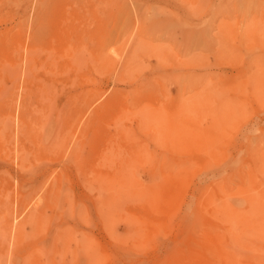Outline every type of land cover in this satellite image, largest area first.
<instances>
[{"label": "rangeland", "instance_id": "obj_1", "mask_svg": "<svg viewBox=\"0 0 264 264\" xmlns=\"http://www.w3.org/2000/svg\"><path fill=\"white\" fill-rule=\"evenodd\" d=\"M196 1L199 3L203 2L202 8L201 4L199 6V3ZM41 2V0H0V35L2 34V37L0 36V120L2 119L1 117L8 119V116H10L9 123H12L11 125L8 123V126L5 125L7 127V130H3L5 133L0 131V138L4 139L3 141L0 140V207L3 206L7 208V212L9 213L8 216H10L9 231H11L10 234L8 230L6 231L9 234L6 236L7 240L0 236V257L2 256V258H0V264H5L6 261L8 264H15V262L16 264H25L27 262V259L25 258H28V250L32 248L39 251L45 244H50V246L52 244V258L55 261L62 258L65 264H203L205 258L206 260L210 258L209 260L212 261H205V263L208 262L207 264H212L213 262L215 264H223V260H225L223 258H227L228 255L231 256L232 254L231 258H227L229 260L234 258V260H237V262L235 261L236 263L231 260L233 261L232 264H264V0H45L46 5H48V10H43V14L39 11V8L42 9ZM180 2H183V4ZM151 6L160 10L152 7L154 9V13H152L153 10L150 8ZM53 7L57 10L55 11L52 9ZM37 10L42 15H38L39 13L36 15ZM155 10L159 12H156ZM52 11L54 12V15H52ZM192 11H194V13ZM191 12L194 15L191 14ZM49 13H51V15H49ZM163 13H165V15H163ZM195 13L198 14L195 15ZM153 14L156 17H151ZM37 16H41L45 22H47V27L50 24H52L50 25L51 27L53 25H56L55 27H57V23L62 22V24L65 25L64 21L67 18V21L70 20V22L74 24H69V22L65 21L66 26H71V29L74 28L73 26H75V28H80L79 33L82 35V42L86 41V39H89L88 41H90V39L97 34L96 32L99 34L100 31L99 35L103 37L105 36V41L99 40L100 42H103L101 45H97L96 43H99L98 38H100L97 34V37H95L97 40H95L96 43L93 41L94 39L91 40L93 43L90 42V44L92 43V48L94 45L96 46L94 49L97 50L90 49V47L89 50L87 47L89 42H85L88 44L87 46L85 43L84 45L82 44L84 47L86 46L85 50L87 51L84 50V59H82V63L80 62L81 65L83 64L82 66L78 65V67L73 68V70L68 69L69 71L65 72L57 69L49 70L46 68L39 67L38 69L35 67L32 70V75L34 73L35 76H31L34 78L28 80L27 72L24 69V56L30 46L29 44L32 43V34L34 33L33 31H35V26H37L36 24L39 19ZM60 20L62 22H60ZM182 21L183 23H181ZM62 24L59 25L63 26ZM90 27L93 30L94 28H97V31H92ZM183 27H187V29ZM249 27L250 29H248ZM82 28L83 30H81ZM85 29L87 32L89 31L87 29H90V33L93 32L92 35L90 34L91 38H89L90 36L88 37L89 33L86 35V31L84 32ZM250 30L252 31L251 33L253 36L249 33ZM83 32L85 34H83ZM102 32L106 34L102 35ZM247 32L249 35L246 34ZM254 33L261 35V37ZM84 35L87 36V38H83ZM3 37L4 41L2 39ZM129 38L131 40H129ZM140 40L143 42V45ZM146 44L148 46L150 45V47L147 48ZM109 48L111 49L109 50ZM128 48L130 49L127 50ZM91 50L99 52L100 55L102 54V57H100L98 53L96 54V52L94 56V52H91ZM191 51H193L192 54H190ZM90 52L92 54H90ZM137 52L138 55H136ZM129 53H131V55H129ZM90 55L95 58L98 55L100 57L98 63L95 61L92 62L93 60L91 59L92 57L90 58ZM119 55L120 58H118ZM130 56L131 58H129ZM159 56L160 58H158ZM190 57L192 59H190ZM127 58L130 59V62L132 60V63L137 64L138 66L128 63L129 66L131 64L130 68L127 65V62H129ZM59 59L61 58L59 57ZM134 61L137 62L135 63ZM10 62L17 64L15 67L16 70L12 71ZM126 65L130 68V71ZM142 65H144V68ZM79 66L82 69L79 68ZM132 67H135V70H133ZM24 72L26 73V76L24 75ZM191 73L194 77L198 76V78H192L194 80L200 78L208 80L210 82V85H208L209 88L208 86L206 88L204 86V88L199 90V86L203 87L201 82L203 80H198V82H201V85L200 83L198 84L199 86L193 84L192 86H195V89L188 84L185 86V83H182L183 87L180 85V89L185 86L184 89L187 87V90H189L191 86V90H194V92L190 95L189 92H185L186 90L183 89L181 91H183V93L185 92V95L182 94L181 91L179 93L180 89L178 90V85L181 82L179 84L178 82H184V77H187V75L192 76ZM201 75L203 77H200ZM135 79H138L136 80L137 84L133 83L135 82ZM189 79H191V77L188 78V80ZM70 80H73L74 83ZM140 80L143 81L139 82ZM145 80L151 81V84H146L147 82ZM206 80L203 82L206 83ZM192 81L190 82L191 84L198 83L197 80ZM49 82L51 85L47 84ZM138 84L139 86L137 87L136 85ZM142 84H144L145 87ZM90 85H94L98 93V95L92 97V101L83 99L80 96V92L83 91L84 88L88 89ZM141 85L144 89L141 88ZM135 88L138 90L139 95H136L138 93H136L137 90L135 91ZM145 88L147 89V92L144 91ZM80 89L82 90L80 91ZM118 89L119 92H117ZM121 89H123V91L128 90V93L126 94L125 91L124 95V92H121L123 94L121 95ZM141 89L143 92L139 91ZM113 91H116L114 94L115 96L119 93V97L118 95L117 98L114 97ZM202 94H204V97L200 96ZM110 95L111 97L113 96L114 99L108 97ZM120 95L122 97L124 96V98ZM106 98L107 100L111 98L109 100L112 101H106ZM119 98L125 100H119ZM171 98L174 100H171ZM188 99L192 103H189ZM216 99H218V101ZM102 101H104V103ZM115 101L116 103L119 101V104L117 105L118 107L115 106ZM122 102L124 105L126 103L125 110H123L124 107L121 108L122 106H119L120 103L123 105ZM197 102L200 104H197ZM214 102L220 103H215V105L213 104ZM112 103H115V105H112ZM184 103H187L185 104L186 106L191 104L189 105V109H195V113L192 109V112L188 109L190 113L185 111L188 106L186 107ZM223 103H226V106ZM81 104L85 105V107H81ZM142 104L153 106L152 108L144 106L143 111H145V109H150L153 111L150 112L154 114L159 112L155 109L162 108L161 110L163 113H160L159 116L158 114L154 115L153 117L158 119H153L152 113L148 115L149 110H146L148 113L145 112L147 116H144L145 113L141 110L143 107ZM157 104L160 105L156 106ZM221 104L228 108L227 111L225 110V107V109H223ZM103 105L107 108V110H104L106 111V114L100 112L101 108L98 109L100 106L103 109H106ZM108 105H111V108H113L114 111L110 112L113 109L110 110V106ZM136 105L139 109L138 107H135ZM161 105H163V107H161ZM173 105L176 106L177 110L178 108L180 110L177 111ZM95 106H97L96 111L100 112V114L102 113L101 116H103L104 113V116L102 117L104 119H102L100 115L96 116L99 114L98 112L93 113L94 115L96 114V117L101 119V122H99L100 119L97 121L99 123L94 121L96 119L95 116H90V114H92L91 111ZM155 106L156 108H154ZM183 106H185V108ZM181 107L184 108V111ZM23 108H26V111L28 112L30 111L28 116L31 120L33 134L28 136H23L20 132L16 133L18 131L17 125H19L18 122L20 121L19 117ZM163 108L167 109L169 114L172 111V114H167L168 117L170 116V119L166 117V110L164 112ZM172 108H174L175 111L174 109L172 110ZM52 109L54 111V113L52 112V115L56 116L54 119L52 117V120L57 122L54 123L53 131L54 135L59 134L57 138L58 140L56 142H50L51 146L48 149L44 150L41 148L40 150H35L36 147L32 140L33 136L35 133L42 132V128H44L42 125L44 117L48 114L47 112ZM232 109H234L235 112ZM131 110H134L137 113H134L133 111L131 113ZM181 110L184 112L183 116ZM212 110L216 112L213 113ZM94 111L95 108L92 112ZM107 111L110 112L109 115L107 114ZM117 111L119 114H117ZM196 111L198 112L197 114ZM139 112H141L140 115ZM75 113H77L76 116ZM114 113L118 115L119 119H123L120 123L117 115L111 117ZM73 114L74 117L71 116ZM137 114L140 118L142 117L141 119H149V121L146 119L147 121L144 120V122L140 119L139 120L152 130L149 128H142L144 127V124L140 127L141 122L136 118L138 117L136 116ZM80 115L83 116H81L83 121L88 118L90 120L88 123L92 122V124L97 126L89 124L93 127L90 128L89 125H86L88 127L86 128L85 124H87V122H85V120V124H83V122L81 123L82 119L79 118ZM109 116L112 120L109 119ZM193 116L194 118L196 116V118H190ZM161 118H167L168 122H165L164 119ZM175 119H185L184 122L186 123L187 128L184 127L185 123L184 126L182 125L183 129L180 128L183 123L179 121L178 122L181 123L179 124L180 126L177 124V121L170 125ZM104 120L107 121L109 125L108 123L106 124V122L104 124ZM113 120L115 124L116 122L118 123V129H116L117 126H115V124L113 127ZM159 120H163V122H159ZM150 121H152L153 124H150ZM153 121L157 122L156 127H159H157V131L154 128L155 126L151 127L154 125ZM121 122L124 125L120 126L119 124H121ZM187 122L194 123L195 126L202 129L199 130L193 124L190 125ZM101 123L102 125L104 124V127H107V131L105 130L106 127L104 129L102 125V129L99 127L98 124ZM147 123L150 125L147 126ZM165 123H169L168 125H170V128L169 126L164 125V127L169 129L162 128L163 125L161 126V124ZM70 125L71 127H69ZM160 126L165 131L161 130ZM2 127L3 125L1 126L0 123L1 130ZM68 127L70 129H68ZM81 127H85L83 129L87 134L89 128V132L92 134V132L94 133L96 130H94V128L99 127L96 131H99L100 129L101 131L94 135L99 141H91L94 137L90 134L87 136L84 131L82 132ZM121 127H124V132L120 129ZM188 127L194 128V132H197L194 134L191 128L188 129ZM184 128L185 130L187 129V132ZM78 129H81V132H79ZM116 130L117 132H115ZM171 130H174V132L172 133ZM105 131L106 135H104ZM179 131L181 132L179 133ZM100 132L104 137L101 136ZM83 133L84 136L86 135V138L83 137ZM107 133H109V135ZM116 133H120L118 135L119 137L122 134L121 143L124 147L123 149H121L122 145H120V140L118 141L120 138ZM159 133L163 134L158 136ZM77 134L82 135V139L80 138L82 142L85 138L82 148L83 157H85V159L89 158L87 160L95 158L96 160L94 159L93 161L95 162L93 163L99 161L100 164L98 165L100 166L93 164L94 166L92 168L94 171L91 169V172L88 170L87 173V171L77 170L74 165L70 164V170L66 171L67 176L63 177V179H58L60 173L59 168L61 169L62 162L64 161V158L66 159L70 145L78 140ZM124 134L125 138L122 137ZM96 135H99L106 140H103L100 137V139H98ZM107 135L109 138H107ZM113 135H116V137L114 136V139L112 137ZM162 135L164 136L162 137ZM165 136L166 138L164 139ZM56 137L57 136H55V139ZM89 137L90 139L91 137L93 138L89 140ZM156 137L160 139L161 147L160 144H157L159 140L156 141ZM111 138L114 140H112L113 142H111ZM115 138H117L119 144L115 143L117 142ZM28 139L32 140V142ZM88 140L91 141V146ZM165 140L166 144H169L166 145L164 143ZM215 140H218L219 144L216 142L218 147L216 146V143L213 142ZM94 142L97 146L94 145ZM99 142H101V145ZM103 142L105 146L102 145ZM21 143H24L26 147H28L27 152L29 156L27 155L25 157L24 162H22L24 164L20 163L21 160L17 156L19 149L18 146L22 145ZM111 143L117 148V150L110 145ZM156 144L158 146H156ZM117 145L119 147H117ZM213 145L215 146L213 147ZM92 146L93 148H90ZM98 146H101L99 148L100 151ZM156 147L159 149L158 152L160 151L161 154L165 153L162 155L170 157L166 158L163 156L164 159L166 158L165 160L169 159L168 162L164 159L162 161H165V163L167 162L168 166H166L165 163H161L160 166L165 164L162 167L158 166L157 160V164L155 160H152L151 163L147 164L148 162L146 160L150 161L151 159V156H147L149 155V152L150 155L151 153L154 155L152 159H158L161 157L157 156L158 153H156ZM87 148H90V150L92 149V152L95 148L98 149L101 158L99 155L97 156L98 158H96L97 154L95 155L94 153H97V150H94L93 153H89L90 150ZM103 148L105 150L102 152ZM125 148H127L126 152L133 151V153H137V156L132 155L133 153H127V155L124 150ZM133 148L136 149L132 150ZM143 148L147 150L146 153L148 154L141 152L145 150ZM106 149H111V152L108 150V152H106ZM139 149L140 151L138 153ZM164 149L167 152L164 151ZM207 150L209 151L207 152ZM100 152H102V155ZM105 152L109 155V159L103 158L106 155ZM109 152L110 154H108ZM169 152L172 156H167L168 154L170 155ZM124 153L126 155H124ZM89 154L94 157L91 158ZM111 154H114L115 156H112ZM139 154L142 156L146 154L145 158L142 157L141 159V155ZM122 155H124L123 159ZM178 155L181 156V158ZM133 156H135L137 161L140 159L146 160L141 161L140 164L138 163L140 161L136 162ZM201 156H203L205 160L200 159L203 158ZM175 157H178L179 159ZM131 158L135 162L129 163L131 162ZM162 158L158 159V161H161ZM182 158L189 159L184 161ZM119 159H122V162L119 161ZM126 159H129L130 161L127 162ZM102 160L104 161L103 164ZM107 160L109 162H107ZM181 160L183 162H181ZM196 160L198 162H196ZM123 161L124 163L127 162L126 165ZM170 161H174V163ZM142 162L147 163L144 165ZM152 162H154V164ZM50 163L51 165H49ZM176 163L179 164L178 169H176L177 167L175 168V166H178ZM117 164L121 166H117ZM150 164L153 166H150ZM123 165H130V167H132V170L130 169L132 171L130 174L133 173L134 177L133 174L130 176L127 174L129 172L126 173V170L130 171L129 167L124 166V168H128L124 169ZM154 166L157 167V170ZM105 167L108 171L104 170ZM114 167H116V169H114ZM120 168L125 170L122 171L121 169V171L124 172L123 174L130 176L129 180L136 178V181L139 180L137 181L139 184L141 181H143V183L149 182L151 184V189L150 186H148V188L145 186L146 184L143 185L141 183L142 186H144V189L148 190L147 193H128V196H126L127 193H125L126 195L122 193V195L119 196V193H113L110 188L105 187L103 189V186H101L102 188H98L100 185H98L99 182L96 176L105 179L108 173L109 177L122 175V173H115L117 170L119 172ZM148 169L150 170L149 173H151V170H153L154 173L152 172L151 175L147 176ZM174 169L176 170L173 171ZM103 170L106 171V176L103 175L105 173ZM168 170L171 171L170 174L168 173ZM160 171L163 172V175L160 174L159 176L161 177L157 180V172L161 173ZM89 172L91 174H93L92 172H95V174L91 175L93 177L88 175L90 174ZM100 174L104 177H100ZM108 176L107 178H109ZM151 176H155L156 180L154 179L155 181H153ZM54 179L56 183H54ZM219 179L220 181L218 182ZM216 181L220 185H218ZM132 182L133 181H131V183ZM134 182L132 184H134ZM135 184L137 183L135 182ZM153 184L156 185L152 186ZM59 185L61 186L60 191ZM50 186L55 189L58 188V193L60 192V194L55 193V196L53 197L54 201L51 202V199L49 206L45 209L46 217H43V219L47 220L45 225L42 224L43 226L41 228L39 227V225H41L40 222L44 221L42 220L39 222L40 224L36 223L35 226H31L32 228H23L22 230L26 232L22 233L24 235H22V240L21 238H18L16 240L18 244L14 245L17 249L12 248L14 241L12 237H14L13 235L16 233L19 222L23 220L24 215L28 213L29 207L34 201L33 199L38 197ZM168 188L171 190L169 191ZM213 188H215L217 192ZM247 188L248 191L245 190ZM202 190L207 192L205 193L207 194L206 196H203L205 194H202ZM200 196H203V198L201 197V204L198 202L201 199ZM55 197L57 198L56 203ZM23 199L25 201L21 203ZM26 199H30L28 200V202H30L28 203ZM196 200H198V205L196 204ZM204 200L206 201V204H204ZM186 203L189 204L186 206ZM51 204H55V207ZM184 205L189 208V211L187 210L188 212L184 211ZM204 208H206V211ZM172 209L174 211H172ZM211 210H213V212ZM209 211H211V213ZM53 212L55 214H53ZM111 212L114 213L112 214ZM106 216L109 219H106ZM125 218L127 221L128 219L129 221H132L133 219L134 223L132 221V225L130 226L131 223H128L129 221L127 222ZM192 218L194 220H192ZM209 218L212 222L206 221ZM107 220L115 226L114 228L116 230L113 229L112 225L109 224L110 222ZM105 221H107L108 224ZM203 221H206L205 224ZM194 222L196 227L193 224ZM209 222L211 224L208 225ZM105 225H109L111 229L109 226ZM199 225H201V227ZM203 225L206 226L204 227ZM225 226H227L228 229L227 227L225 228ZM33 227L35 228L33 229ZM211 227L212 229H210ZM214 228H218V230H213ZM227 230H229V233ZM221 231H224V233ZM205 233H208V235L206 236ZM226 233L227 235H225ZM220 234H224L223 237H226L222 238ZM203 235H205V239H203ZM231 236H233L232 239H230ZM200 237H202L201 240L198 239ZM227 237H230L229 240ZM219 238H222L223 241L221 239L217 242H222L217 243L216 240ZM224 240H226V242H224ZM227 240L229 241L228 246L223 245V247L222 244H227ZM230 240H232V244ZM181 242L182 244H180ZM219 245H221V247ZM218 246L220 247V250ZM222 247L223 249H221ZM231 247L232 249H230ZM209 248L214 250V252L212 251L213 254H211V251H207L210 250ZM226 248L230 250L224 251ZM215 250L216 252L218 251L217 254H219L221 258L223 257L222 259L216 254L217 257H215ZM17 251L21 254L20 256L19 254L17 255ZM230 251L232 254H230ZM93 254L95 256H92ZM38 255L41 256V254ZM214 258L216 260H214ZM231 261H229L230 264Z\"/></svg>", "mask_w": 264, "mask_h": 264}, {"label": "bare ground", "instance_id": "obj_2", "mask_svg": "<svg viewBox=\"0 0 264 264\" xmlns=\"http://www.w3.org/2000/svg\"><path fill=\"white\" fill-rule=\"evenodd\" d=\"M41 1H42V2H41V5H42L41 7H42V9L39 8V11L42 12V11L45 10V9L48 10V5H46L45 0H41ZM174 1H176V0H174ZM194 1H195V0H194ZM166 2H167V1H166ZM177 2H179V1H177ZM196 2H197V1H196ZM121 3H122V2H121ZM180 3L183 4V2H180ZM197 3H199V2H197ZM169 4H170V3H169ZM189 4H190V3H189ZM195 4H196V3H195ZM200 4H201V8H202L203 2H200V3H199V6H200ZM38 5H40V4H38ZM186 5H187V4H186ZM190 5H191V4H190ZM192 6H195V5H192ZM222 6H223V5H222ZM222 6H221V7H222ZM152 7L155 8L154 6H151L150 8H152ZM159 7H160V6H159ZM162 7H163V6H162ZM210 7H211V6H210ZM217 7H219V6H217ZM37 8H38V7H37ZM153 8H152L153 12L150 10L152 13H154V9H153ZM188 8H189V7H188ZM192 8H193V7H192ZM211 8H212V7H211ZM254 8H255V7H254ZM49 9H50V8H49ZM52 9H54V7H53ZM52 9H51V10H52ZM59 9H61V8H59ZM69 9H70V8H69ZM155 9L160 10V9H158V8H155ZM217 9H218V8H217ZM54 10L56 11L57 9H54ZM87 10H88V9H87ZM142 10H143V9H142ZM173 10H174V9H173ZM155 11H156V10H155ZM167 11H168V10H167ZM50 12H51V11H50ZM121 12H122V11H121ZM145 12H146V11H145ZM156 12H159V11H156ZM192 12L194 13V11H192ZM192 12H191V14H193ZM196 12H197V11H196ZM200 12H201V11H200ZM210 12H211V11H210ZM38 13H39V12H38V10H37L36 15H37ZM52 13H53L52 15H54V12H53V11H52ZM56 13H57V12H56ZM160 13H161V12H160ZM177 13H178V12H177ZM42 14H43V12H42ZM42 14L39 13L38 15H42ZM58 14H59V13H58ZM58 14H57V15H58ZM158 14H159V13H158ZM196 14H198V13H195V15H196ZM211 14H212V13H211ZM211 14H210V15H211ZM49 15H51V13H49ZM163 15H165V13H163ZM167 15H170V14H167ZM185 15H186V14H185ZM185 15H184V16H185ZM193 15H194V14H193ZM193 15H192V16H193ZM212 15H213V14H212ZM212 15H211V16H212ZM61 16H62V15H61ZM35 17H36V16H35ZM37 17H39V19H38V22H37V24H36L37 26H35V27H36V28H35V31H33L34 33L32 34V35H33V37L31 38V42H32V43L29 44L30 46L28 47V49H27V51H26V54H25V56H24V57H25V58H24V61H25V62H24V69H25L26 72H27V79H28V80L34 78V77H31V76L34 75V73H33V75H32V70H33V68H35V67H37L38 69H39V67H41V68H46V69H49V70H56V69H57V70H60V71H62V72L69 71V70H71V69L73 70V68L78 67V65H81L80 62L83 61L82 59H84V50H85V47L88 45V44H86V43L89 42V45H91V44L93 43L91 40L94 39L93 41L95 42V40H96L95 37L100 36L99 34H100L101 31L99 32V34H98V32H96L98 35L96 34L97 36L94 35V37L92 36L93 38H91L90 34L92 35L93 32L90 33V32H89L90 29H87V30H89V31L87 32L86 29H85L84 32L86 31V35L89 33L88 37L90 36L89 38H91V39H90V41H88L89 39H88V40L86 39V41L82 42V40H83V39H82V35L79 33V29H80V28H75V26L72 25L74 28L71 29V26H66V22H65V21L68 20L67 18H66V20L64 21V24H65V25H63V24H62L63 22L60 20V22H62V23H57V25H58L57 27H55L56 25H55V26L53 25V26L51 27L50 25H52V24H50V25L48 24V25H49V26H48L49 28H48V27H47V24H46L47 22H45V20H44L41 16H37ZM59 17H60V16H59ZM151 17H156V16H154V14H153ZM167 17H168V16H167ZM145 18H147V17H145ZM180 18H181V17H180ZM184 18H185V17H184ZM196 18H197V17H196ZM210 18H211V17H210ZM146 20H147V19H146ZM177 20H178V19H177ZM201 20H202V19H201ZM201 20H200V21H201ZM211 20H212V19H211ZM136 21H138V20H136ZM147 21H148V20H147ZM185 21H186V20H185ZM55 22H56V21H55ZM67 22H69V24L71 23L70 20L67 21ZM189 22H190V21H189ZM196 22H197V21H196ZM137 23H138V22H137ZM164 23H165V22H164ZM181 23H183V21H182ZM199 23H200V22H199ZM59 24H60V25L62 24L63 26H60ZM71 24H74V23H71ZM167 24H168V23H167ZM179 24H180V23H179ZM195 24H196V23H195ZM67 25H68V24H67ZM173 25H174V23H173ZM181 25H182V24H181ZM185 25H186V24H185ZM188 25H189V24H188ZM192 25H193V23H192ZM196 25H197V24H196ZM176 26H177V25H176ZM189 26H190V25H189ZM207 26H208V25H207ZM228 26H229V25H228ZM235 26H236V25H235ZM50 27H51L52 30L50 29ZM164 27H165V26H164ZM169 27H170V25H169ZM171 27H172V26H171ZM187 27H188V26H187ZM187 27H183V28H186V29H187ZM226 27H227V26H226ZM250 27H251V26H250ZM250 27H249L248 29H250ZM88 28H89V27H88ZM90 28H91V27H90ZM166 28H167V26H166ZM191 28H193V27H191ZM96 29H97V28H96ZM96 29L94 28V30H93V29L91 28L92 31H97ZM195 29H196V28H195ZM251 29H252V28H251ZM81 30H83V28H82ZM81 30H80V31H81ZM102 30H103V29H102ZM170 30H171V29H170ZM180 30H181V29H180ZM180 30H178V31H180ZM188 30H189V29H188ZM196 30H197V29H196ZM196 30H195V32H196ZM260 30H261V29H260ZM31 31H32V30H31ZM158 31H159V30H158ZM172 31H173V29H172ZM181 31H182V30H181ZM185 31H186V30H185ZM84 32H83V34H85ZM251 32H252V31L250 30L249 33L252 34ZM31 33H32V32H31ZM81 33H82V32H81ZM94 33H95V32H94ZM249 33L247 32L246 34L249 35ZM79 34H80V35H79ZM101 34H102V35H103V34L105 35L106 33H103V32H102ZM156 34H157V33H156ZM172 34H173V33H172ZM181 34H182V33H181ZM192 34H193V33H192ZM246 34H245V35H246ZM254 34H257V33H254ZM1 35H2V34H1ZM1 35H0V36H1ZM109 35H110V34H109ZM202 35H203V33H202ZM257 35L261 37V35H259V34H257ZM135 36H136V35H135ZM204 36H205V35H204ZM252 36H253V34H252ZM1 37H2V36H1ZM1 37H0V38H1ZM85 37L87 38V36L84 35L83 38H85ZM104 37H105V36H104ZM104 37H103V36H100L101 39L98 38V41H99V40H100V41H101V40L105 41V38H106V37H105V38H104ZM131 37H132V36H131ZM133 37H134V35H133ZM162 37H163V36H162ZM186 37H187V36H186ZM246 37H247V36H246ZM250 37H251V35H250ZM102 38H104V39H102ZM2 39H3V41H4V37H3ZM32 39H33V41H32ZM129 40H131V39L129 38ZM132 40H133V39H132ZM135 40H136V38H135ZM181 40H182V39H181ZM5 41H6V40H5ZM96 41H97V40H96ZM100 41H99V43H98V42H97V43L95 42V43H96L97 45H98V44L101 45L103 41H102V42H100ZM126 41H127V40H126ZM140 41H141V40H140ZM183 41H184V40H183ZM193 41H194V40H193ZM85 42H86V43H85ZM90 42H92V43L90 44ZM112 42H113V41H112ZM124 42H125V41H124ZM131 42H132V41H131ZM135 42H136V41H135ZM191 42H192V41H191ZM84 43L86 44L85 47L83 46ZM141 43H142V45H143V42H142V41H141ZM141 43H140V44H141ZM187 43H188V42H187ZM189 43H190V42H189ZM202 43H203V42H202ZM82 44H83V45H82ZM138 44H139V42H138ZM181 44H182V43H181ZM89 45H88L87 47H88V49H89V47H90V49H91V48H92V45H91V46H89ZM126 45H127V44H126ZM142 45H141V46H142ZM204 45H205V44H204ZM128 46H129V42H128ZM146 46H147V48L150 47V45L148 46L147 44H146ZM146 46H145V47H146ZM164 46H165V44H164ZM181 46H182V45H181ZM186 46H187V45H186ZM192 46H193V44H192ZM95 47H96V46L93 45V48H92V49H94ZM139 47H140V46H139ZM143 47H144V46H143ZM121 48H122V47H121ZM140 48H141V47H140ZM147 48H145V49H147ZM167 48H168V47H167ZM181 48H182V47H181ZM86 49H87V48H86ZM90 49H89V50H90ZM110 49H111V48H109V50H110ZM112 49H113V47H112ZM129 49H130V48H128L127 50H129ZM145 49H144V51H145ZM155 49H156V48H155ZM168 49H169V48H168ZM94 50H97V49H94ZM160 50H161V49H160ZM169 50H171V49H169ZM180 50H181V49H180ZM189 50H192V49H189ZM85 51H86V50H85ZM111 51H112V50H111ZM113 51H114V49H113ZM138 51H139V50H138ZM141 51H142V50H141ZM141 51H140V52H141ZM154 51H155V50H154ZM162 51H163V49H162ZM86 52H87V51H86ZM91 52H94L93 55L95 56V52H96V51L91 50ZM91 52H90V54H92ZM120 52H121V50H120ZM120 52H119V54H120ZM124 52H125V51H124ZM159 52H160V51H159ZM169 52H170V51H169ZM192 52H193V51H191L190 54H192ZM88 53H89V52H88ZM97 53H98V55H99L100 57H102V54L100 55L99 52H96V54H97ZM131 53H132V52H131ZM131 53H129V55H131ZM161 53H162V52H161ZM111 54H112V53H111ZM117 54H118V53H117ZM121 54H122V53H121ZM124 54H126V53H124ZM182 54H183V52H182ZM190 54H189V55H190ZM87 55H88V54H87ZM98 55H97L98 58H97V57H96V58H95V57H92V55H90V58L92 57L91 59L93 60L92 62L95 61V62L98 63L99 58H100ZM136 55H138V52H137ZM85 56H86V55H85ZM115 56H116V53H115ZM117 56H118V55H117ZM146 56H147V54H146ZM190 56H191V55H190ZM193 56H194V55H193ZM59 57H60L61 59H59ZM187 57H189V56H187ZM194 57H195V56H194ZM90 58H89V59H90ZM93 58H95V59H93ZM118 58H120V55H119ZM129 58H131V56H130ZM129 58H127V59L129 60V62H127V65H128V66H129L128 63L133 64V63H132V60H131V62H130V59H129ZM158 58H160V56H159ZM161 58H162V57H161ZM167 58H168V57H167ZM170 58H171V57H170ZM170 58H169V59H170ZM182 58H183V57H182ZM115 59H116V58H115ZM121 59H122V58H121ZM137 59H138V58H137ZM142 59H143V58H142ZM190 59H192V58L190 57ZM190 59H189V60H190ZM117 60H119V59H117ZM128 60H127V61H128ZM135 60H136V59H135ZM175 60H176V59H175ZM184 60H186V59H184ZM12 61H13V60H12ZM100 61H101V60H100ZM190 61H191V60H190ZM192 61H193V60H192ZM134 62H135V61H134ZM136 62H137V61H136ZM136 62H135V63H136ZM176 62H177V61H176ZM81 63H82V62H81ZM84 63H85V62H84ZM90 63H91V62H90ZM162 63H165V62H162ZM194 63H195V62H194ZM14 64H16V63H12V62H10V65L12 66V67H11L12 71L16 70L15 67L17 66V64H16V65H14ZM85 64H86V63H85ZM131 64H130V66H131ZM141 64H142V63H141ZM177 64H178V63H177ZM82 65H83V64H82ZM82 65H81V66H82ZM115 65H116V64H115ZM119 65H120V62H119ZM127 65H126V67L128 68ZM133 65H134V66H135V65L138 66L137 64H133ZM144 65H146V64H144ZM144 65H142V67H143ZM86 66H87V65H86ZM117 66H118V65H117ZM130 66H129V67H130ZM22 67H23V66H22ZM177 67H181V66H177ZM206 67H207V66H206ZM20 68H21V67H20ZM79 68H81V67L79 66ZM116 68H117V67H116ZM127 68H126V69H127ZM130 68H131V67H130ZM130 68H128L129 71H130ZM132 68H133V70H135V69H134L135 67H132ZM143 68H144V67H143ZM153 68H154V67H153ZM155 68H156V66H155ZM158 68H159V67H158ZM195 68H196V67H195ZM204 68H205V67H204ZM11 69H9V70H11ZM68 69H69V70H68ZM81 69H82V68H81ZM85 69H86V68H85ZM126 69H125V70H126ZM128 69H127V70H128ZM197 69H198V68H197ZM197 69H196V70H197ZM125 70H124V71H125ZM133 70H132V71H133ZM154 70H156V69H154ZM171 70H172V67H171ZM173 70H174V69H173ZM176 70H177V69H176ZM78 71H79V69H78ZM152 71H153V70H152ZM156 71H157V70H156ZM179 71H180V70H179ZM97 72H98V71H97ZM117 72H118V71H117ZM204 72H205V71H204ZM204 72H203V73H204ZM115 73H116V72H115ZM98 74H99V73H98ZM127 74H128V72H127ZM127 74H126V75H127ZM161 74H163V73H161ZM176 74H177V73H176ZM24 75L26 76V73H25V72H24ZM24 75H23V76H24ZM124 75H125V74H124ZM185 75H186V74H185ZM191 75H192V73H191ZM34 76H35V75H34ZM103 76H104V75H103ZM114 76H115V75H114ZM154 76H155V75H154ZM168 76H169V75H168ZM182 76H183V75H182ZM123 77H124V76H123ZM125 77H126V76H125ZM130 77H131V76H130ZM142 77H143V76H142ZM163 77H164V75H163ZM190 77H191V79L188 80V78H190ZM200 77H203V76L201 75ZM24 78H25V77H24ZM75 78H76V77H75ZM95 78H96V77H95ZM131 78H132V77H131ZM167 78H168V77H167ZM167 78H166V79H167ZM180 78H181V77H180ZM185 78H186L187 80H186ZM192 78L195 79V78H198V76H197V77H194V75H192V76L187 75V77H184V80H183L184 82H182V81H179V82H178V84L181 82V83L178 85V86H179L178 90L180 89V85L183 87V84H182V83H185V84H184L185 86H187L186 84L191 85V86H192L193 84L196 85V86H199L198 84L200 83V85H201V82H202L203 87L199 86V88H200L199 90H201L202 88H204V86H205V88H206L208 85H210V82H209L208 80L204 79V78H200V79H196V80H197V82H198V80H199V81H201V80H203V81L206 80V83L203 82V81H201V82H198V83H196V84H195V83H192V84H191L190 82H191L192 80H193V81H196V80H194V79H192ZM86 79H87V78H86ZM168 79H169V78H168ZM75 80H76V79H75ZM114 80H115V79H114ZM136 80H138V79H135V82H133V83H136V82H137ZM190 80H191V81H190ZM70 81H71V80H70ZM141 81H143V80H140L139 82H141ZM145 81L147 82L146 84H151V81H149V80H145ZM154 81H155V80H154ZM175 81H176V79H175ZM185 81H187L188 83L185 82ZM193 81H192V82H193ZM27 82H29V81H27ZM71 82H73V80H72ZM75 82H76V81H75ZM115 82H116V81H115ZM122 82H123V81H122ZM124 82H125V81H124ZM176 82H177V81H176ZM73 83H74V82H73ZM163 83H164V82H163ZM168 83H169V82H168ZM189 83H190V84H189ZM203 83H204L205 85H204ZM207 83H208V84H207ZM45 84H46V83H45ZM47 84H50V82L47 83ZM112 84H113V83H112ZM136 84H137V83H136ZM206 84H207V85H206ZM50 85H51V84H50ZM142 85H144V84H142ZM142 85H141V88H143ZM113 86H114V85H113ZM132 86H133V84H132ZM136 86L138 87L139 84L136 85ZM168 86H169V85H168ZM185 86H184V88H185ZM191 86H190V89H189V90H187V89H188L187 87H186V89H184V88H182V89H183V90H186L185 92H189V95H190L192 92H194V90H193V91L191 90V89H192ZM89 87H90V88H89ZM89 87H88V89H87V88H84L83 91H81L82 89H80V91H81V92H80V96H81L83 99H86V100H89V101H90V100L92 99V97H95V95H98V93H97V90H96V88L94 87V85H92V86L90 85ZM144 87H145V85H144ZM157 87H158V86H157ZM192 87H194V89L196 88L195 86H192ZM132 88H133V87H132ZM132 88H131V89H132ZM208 88H209V86H208ZM138 89H139V88H138ZM143 89H144V88H143ZM175 89H176V88H175ZM182 89L179 90V93H180V91H181ZM121 90H122V91H120V94H121V95H123V94L125 95V91H126V94L128 93V92H127L128 90H125V91H123V89H121ZM132 90H134V89H132ZM136 90H137V89L135 88V91H136ZM139 91H140V92H141V91L143 92L142 89L139 90ZM144 91L147 92V89L145 88ZM148 91H150V90H148ZM190 91H191V92H190ZM203 91H204V89H203ZM24 92H25V91H24ZM113 92H114V93H113V96H114V97L117 98V95H118V97H119V93L116 94V96H115L114 94H115L116 91H113ZM117 92H119V89H118ZM121 92H122V93L124 92V93L122 94ZM165 92H166V91H165ZM185 92L183 93V91H181V93L184 94V95H185ZM214 92H215V91H214ZM22 93H23V92H22ZM136 93H138V90L136 91ZM157 93H158V92H157ZM179 93H178V94H179ZM141 94H142V93H141ZM144 94H145V92H144ZM187 94H188V93H187ZM121 95H120V96H121ZM136 95H139V93L136 94ZM203 95H204V94H202V95H200V96L204 97ZM212 95H213V93H212ZM78 96H79V93H78ZM113 96L111 97V95H110V96H108V97H111V98L114 99ZM200 96H198V97H200ZM81 97H80V100H81ZM108 97H107V98H108ZM121 97H122V96H121ZM125 97H126V96H125ZM198 97H195V98H198ZM202 97H200V98H202ZM212 97H213V96H212ZM107 98H106V101H108L109 99H111V98H109V99L107 100ZM122 98H124V96H123ZM122 98H119V100H123V101H124L125 99H122ZM174 98H176V97H174ZM214 98H215V97H214ZM211 99H212V98H211ZM171 100H174V99L171 98ZM181 100H182V99H181ZM188 100H189V99H188ZM192 100H193V99H192ZM192 100H191V101H192ZM214 100H215V99H214ZM216 100L218 101V99H216ZM89 101H88V102H89ZM91 101H92V100H91ZM111 101H112V100H109V102H111ZM176 101H177V100H176ZM211 101H212V100H211ZM220 101H221V100H220ZM79 102H80V101H79ZM88 102H87V103H88ZM102 102L104 103V101H102ZM109 102H107V103H109ZM113 102H114V101H113ZM171 102H173V101H171ZM171 102H170V103H171ZM180 102H181V101H180ZM186 102H187V101H186ZM193 102H194V100H193ZM81 103H82V102H81ZM103 103H102V104H103ZM115 103H116V101H115ZM115 103H114V104L112 103V105H115ZM122 103H123V102H122ZM189 103H192V102H190V100H189ZM198 103H199V102H197V104H198ZM210 103H211V102H210ZM215 103H218V104H219L220 102H214L213 104H215ZM84 104L87 105L86 103H84ZM100 104H101V103H100ZM105 104H106V102H105ZM118 104H119V101H118V103H116L115 106L118 107V106H117ZM162 104H163V102H162ZM166 104H167V102H166ZM172 104H174V103H172ZM175 104H176V103H175ZM185 104H187V103H184V105H185ZM199 104H200V103H199ZM223 104H224V103H223ZM85 105H82V104H81L80 106H81V107H82V106L85 107ZM89 105H90V103H89ZM98 105H99V104H98ZM98 105H97V106H98ZM123 105H124V103H123ZM123 105L120 103L119 106H122L121 108L124 107L123 110H125L126 103H125L124 106H123ZM142 105H143V104H142ZM159 105H160V104H157L156 106H159ZM180 105H181V104H180ZM189 105H191V104H189ZM189 105H187L188 107L185 105V106L187 107V110H185V111H188V109H189V107H190ZM215 105H216V104H215ZM215 105H213V106H215ZM224 105L226 106V103H225ZM97 106L94 107V108H95V111H94V112H92V111L94 110V108H93V110H92V108H91V110H92L91 113H92V114H90V116L92 115V116L94 117V116L96 115V114L94 115L93 113H95V112L97 113V112H98V111H96ZM101 106H102V105H101ZM101 106L98 107V109L101 108L100 112H104V113H105L106 111H104V110H107V108L103 105V107L106 108V109H103ZM108 106H110V110L113 109V108H111V105H108ZM115 106H114V108H115ZM138 106H139V104H138ZM138 106L136 105L135 107H138ZM144 106H147V104H146V105H143V107H142V109H141L142 111L144 110V109H143ZM156 106H155L154 108H156ZM167 106H168V105H167ZM167 106H165V107H167ZM173 106H175V105H173ZM181 106H182V105H181ZM185 106H183V107L185 108ZM193 106H194V105H193ZM196 106H197V105H196ZM213 106H212V107H213ZM221 106H222V104H221ZM225 106H222L223 109L226 108ZM227 106H228V104H227ZM24 107H25V106H24ZM76 107H77V106H76ZM89 107H90V106H89ZM147 107H148V108H150V107L152 108L153 106L149 105V106H147ZM161 107H163V105H161ZM165 107H164V108H165ZM169 107H170V106H169ZM169 107H168V108H169ZM183 107H181V108H182L183 111H184V108H183ZM210 107H211V105H210ZM215 107H217V106H215ZM224 107H225V108H224ZM87 108H88V106H87ZM121 108H120V109H121ZM145 108H146V107H145ZM164 108H163V111L165 112V110H166V112H168V113L165 112L166 117H167L168 119H170V118H169L170 116L168 117V115H167V114H169V111H167V109H164ZM21 109H22V108H21ZM88 109H89V108H88ZM98 109H97V110H98ZM117 109H118V108H117ZM135 109H136V108H135ZM138 109H139V107H138ZM161 109H162V108H161ZM161 109H160V108H159V109H158V108L155 109L156 111L158 110L159 112H156V113H154V114L152 113V112H153L152 110H150V109H145V111H143V113H145L146 110H147V111L149 110V111H148L149 113H148V112H146V113H148V115L152 113V118H153V119H158V118H154L153 116L156 115V114H158V116H159L160 113H163ZM169 109H171V108H169ZM173 109H174V108H172V110H173ZM175 109H176V106H175ZM175 109H174V111H175ZM191 109H192V111L195 110V109H193V108H191ZM191 109H189V110L191 111ZM215 109H216V108H215ZM215 109H214V110H215ZM218 109H219V108H218ZM227 109H228V108H226L225 110L227 111ZM102 110H103V111H102ZM110 110H108V111H110ZM121 110H122V109H121ZM126 110H127V109H126ZM153 110H154V109H153ZM155 110H154V111H155ZM160 110H161V112H160ZM176 110H177V109H176ZM178 110H180V109L178 108ZM178 110H177V111H178ZM214 110H212L213 113L216 112V111H214ZM225 110H224V111H225ZM232 110L234 111V109H232ZM72 111H73V110H72ZM108 111H107V112H108ZM112 111H114V109L111 110L110 112H112ZM118 111H119V110H118ZM118 111H117V112H118ZM132 111H133L134 113H137V112H135L134 110H131V113H132ZM142 111H141V112H142ZM150 111H152V112H150ZM192 111H191V112H192ZM26 112H27L28 114H27ZM29 112H30V111H29ZM29 112L26 111V108H25V109L23 108V111H22V113L20 114V117H19L20 119L18 118L20 121L18 122V124H19V125H17V126H18V127H17V128H18V131H17L16 133L20 132L21 135H23V136H28V135L33 134V132H32L33 129L31 128V120L29 119V116H28V115H29ZM50 112H51V113H50ZM52 112L54 113L53 109H52V110H49V111L47 112L48 114L45 115V117H44V121H43V124H42L44 128L41 127V128L43 129V130L41 129L42 132H41V133H37V134L35 133V135L33 136V139H32V140H33V142H34V143H33L34 146L36 147L35 150H40L41 148L44 149V150H45V149H48V148L51 146L50 142H56V141L58 140L57 138H58V135H59V134H58V135H54V131H53L54 123H57V122H55V121L52 120V117H53V119H54V117H56V116L52 115ZM100 112H98L99 114L96 115V116H99V115L101 116L102 113L100 114ZM110 112H108L107 114L109 115ZM121 112H122V111H121ZM141 112H139V115H140ZM188 112H189V111H188ZM220 112H221V110H220ZM234 112H235V111H234ZM234 112H233V113H234ZM73 113H74V112H73ZM104 113H103V116H104ZM122 113H123V112H122ZM143 113H142V114H143ZM146 113L144 114V116H145V115L147 116ZM181 113H182V116H183V113H184V112H182V110H181ZM189 113H190V112H189ZM194 113H195V111H194ZM197 113H198V112L196 111V114H197ZM76 114H77V113H75V116H76ZM87 114H88V113H87ZM105 114H106V113H105ZM117 114H119V112H118ZM117 114L114 113L113 116H111V117H114V115L116 116ZM165 114H164V115H165ZM170 114H172V111L170 112ZM170 114H169V115H170ZM179 114H180V113H179ZM229 114H230V113H229ZM67 115H68V114H67ZM88 115H89V114H88ZM126 115H127V114H126ZM139 115H138V114L136 115V116H138V117H136V118H138V120L140 119L141 121L144 122V120L147 119V120L149 121L148 118H146V119H141L142 117L140 118ZM225 115H226V114H225ZM71 116L74 117V114L71 115ZM81 116H82V115H80V117H79L80 119H82ZM96 116H95V117H96ZM103 116H101V118H102ZM121 116H122V114H121ZM144 116H143V117H144ZM161 116H162V115H161ZM228 116H229V115H228ZM82 117H83V116H82ZM105 117H106V116H105ZM109 117H110V116H109ZM111 117H110L109 119H111ZM125 117H128V116H125ZM125 117H124V119H125ZM163 117H164V116H163ZM176 117H177V116H176ZM176 117H175V118H176ZM180 117H181V116H180ZM1 118H2V119L0 120V123H1V126L3 125V127H2V130L0 129V131H3V130H5V129L7 130V127H6V126H8V125L10 124V123H9L10 116H8V119H7V118H4V117H1ZM106 118H107V117H106ZM106 118H105V119H106ZM117 118H118V115H117ZM144 118H145V117H144ZM167 118H165V119L167 120ZM178 118H179V116H178ZM190 118L195 119L196 116H195V118H194V116H193V117H190ZM69 119H70V118H69ZM71 119H72V118H71ZM80 119H79V120H80ZM96 119H97V120H96ZM96 119H95L94 121L97 122V121H99L100 118L96 117ZM102 119H104V118H102ZM115 119H116V118H115ZM118 119H119V118H118ZM128 119H129V118H128ZM130 119H132V118H130ZM159 119H160V118H159ZM161 119H164V118H161ZM165 119H164V121H165V122H168V120L166 121ZM172 119H173V118H172ZM7 120H8V121H7ZM55 120H56V119H55ZM75 120H76V119H75ZM85 120H86V121H85ZM111 120H112V119H111ZM122 120H123V119H122ZM122 120L119 119V120H118L119 123H120V121H122ZM140 120H139V122H141ZM147 120H146V121H147ZM184 120H185V119H184ZM184 120H179V119H178V120L175 119V120H173V121L171 120L172 123H170V125H171V124H174V122L177 121V124H178V125L181 124V123H183V124H181V126L179 125L180 128H182V127L184 126V123H185ZM70 121H71V120H70ZM76 121H77V120H76ZM84 121L87 122V124H85ZM84 121H83V119H82L81 123L83 122V124H85V126H86V125L88 126L89 124H92V122H91V123H90V122L88 123V121H90L88 118H87V119H84ZM146 121H145V122H146ZM157 121H158V120H157ZM160 121L163 122V120H159V122H160ZM178 121L181 122V123H179ZM72 122H73V121H72ZM72 122H70V123H72ZM99 122H101V119H100ZM99 122H97V123H99ZM105 122H106V124L108 123L107 121L104 120V124H105ZM111 122H112V121H111ZM143 122L140 123V127L143 126V124H144ZM150 122H151L150 124H153L152 121H150ZM153 122H154V125L151 126V127H154V126H155L154 128H155V130L157 131V127H158V126L156 127L157 122H155V121H153ZM169 122H170V121H169ZM196 122H197V119H196ZM8 123H9V124H8ZM70 123H69V124H70ZM97 123H96V124H97ZM102 123H103V121H102ZM102 123H101V124H98L99 127H100L101 129H102V127H101ZM155 123H156V124H155ZM187 123H188V122H187ZM11 124H12V123H11ZM11 124H10V125H11ZM72 124H73V123H72ZM104 124H103V125H104ZM114 124H115V123H114V120H113V127H114ZM141 124H142V125H141ZM150 124L147 123V126L150 125ZM168 124H169V123L161 124V126L163 125V126H162V128H163L164 125H166V126H169V128H170V125H168ZM188 124H190V125L193 124V125H194V123H190V122H189ZM217 124H218V123H217ZM5 125H6V126H5ZM55 125H57V124H55ZM92 125H94V124H92ZM92 125H89L90 128L93 127ZM103 125H102V126H103ZM108 125H109V123H108ZM111 125H112V124H111ZM119 125L121 126V125H124V124L121 122V124H119ZM158 125H159V124H158ZM182 125H183V126H182ZM81 126H82V124H81ZM83 126H84V125H83ZM87 126H86V128H88ZM94 126H97V125H94ZM115 126H117L116 129H118L119 126H118V123H117V122H116ZM161 126H160V128H161ZM179 126H178V128H179ZM188 126H189V125H188ZM194 126H195V125H194ZM5 127H6V128H5ZM69 127H71V125H70ZM69 127H68V129H70ZM99 127H95L94 130H95V129L98 130ZM105 127H106V126H105ZM105 127L103 126V129H104ZM111 127H112V126H111ZM113 127H112V128H113ZM124 127H125V126H124ZM124 127H123V128H124ZM140 127H139V128H140ZM184 127L187 128L186 123H185V126H184ZM191 127H192V126H191ZM191 127H190V128H191ZM195 127H197V126H195ZM9 128H10V127H9ZM83 128H85V127H83ZM83 128L81 127L82 132L84 131ZM90 128H89V130H90ZM123 128L121 127L120 129L123 130ZM126 128H127V127H126ZM126 128H125V129H126ZM142 128H149V129H150V127H146V124H144V127H142ZM142 128H141V129H142ZM158 128H159V127H158ZM162 128H161V130H164L165 128H166V129H169V128H167V127H164V129H162ZM185 128H184V130H185ZM190 128L188 127V129H190ZM199 128H200V127H197V129H199ZM81 129H80V130L78 129L79 132H81ZM92 129H93V128H92ZM101 129H100L99 131H101ZM113 129H114V128H113ZM182 129H183V128H182ZM182 129H181V130H182ZM201 129H202V128H201ZM201 129H199V130H201ZM85 130H86V129H85ZM87 130H88V129H87ZM89 130H88V134H90ZM96 130H95L94 133L92 132V134H90V135L93 136L95 139H94L93 137H91V139L93 138V139L91 140L90 137H89V140H91V141H93V140L99 141V140H97V138L94 136L97 132H99V131H96ZM105 130L107 131V127H106ZM122 130H121V131H122ZM150 130H152V129H150ZM155 130H154V131H155ZM191 130L194 132V128H191ZM91 131H92V130H91ZM106 131H105V134H104V135H106ZM118 131H119V130H118ZM164 131H165V130H164ZM166 131H168V130H166ZM182 131H183V130H182ZM185 131L187 132V129H186ZM3 132H4V131H3ZM10 132H11V131H10ZM36 132H37V131H36ZM38 132H39V130H38ZM84 132H85V131H84ZM102 132H103V130H102ZM115 132H117V130H116ZM123 132H124V130H123ZM159 132H160V131H159ZM171 132L173 133L174 130H173V131L171 130ZM180 132H181V131H179V133H180ZM193 132H192V133H193ZM195 132H197V131H195ZM195 132H194V134H195ZM4 133H5V132H4ZM65 133H66V132H65ZM65 133H64V134H65ZM85 133L87 134V132H85ZM157 133H158V132H157ZM167 133H169V132H167ZM167 133H166V134H167ZM192 133H191V136H192ZM9 134H11V133H9ZM88 134H87V136H88ZM98 134H99V133H98ZM100 134H101V136L104 137V135H102L101 132H100ZM107 134L109 135V133H107ZM110 134H112V133H110ZM113 134H114V132H113ZM116 134H117V136H118L120 133H119V134L116 133ZM161 134H163V133H159L158 136L161 135ZM2 135H4V134H2ZM66 135H67V134H66ZM108 135H107V136H108ZM121 135H122V134H121ZM121 135H120V137L118 136V137L120 138V139H118V141L120 140V143H121ZM164 135H165V133H164ZM164 135H162V137H163ZM18 136H19V135H18ZM55 136H57L56 139H55ZM62 136H63V135H62ZM77 136H78V137H77ZM77 136H76V137H77L78 140L75 141L74 143H72L73 141L71 142L72 145H70V148H69V150H68V154H67V156H66V159L64 158V161L62 162V167H61V169L59 168L60 173H59L58 179H59V178H62V179H63V177L67 176V172H66V171H69V170H70V169H69L70 164H71V165H74V167H75L77 170L79 169V171H81V170H82V171H87V173H88V170H90V172H91V169L93 170L92 167H93L95 164H96V165L100 164L99 161H98L97 163H93V162H95V161H93L95 158H94V159H91V160H87V159H89V158L85 159V157H83V155H82V148H83V142H84V139L86 138V137H85L86 135L84 136V133H83V137H85V138L83 139V142L80 140V138L82 139V135H80V134L78 135V134H77ZM96 136H97V135H96ZM101 136L98 135V136H97L98 139H100ZM114 136L116 137V135H113V136H112L113 139H114ZM158 136H157V137H158ZM174 136H175V135H174ZM1 137H3V136H1ZM4 137H5V136H4ZM9 137H10V136H9ZM20 137H21V136H20ZM20 137H19V139L21 140ZM99 137H100V138H99ZM110 137H111V135H110ZM118 137H117V138H118ZM122 137L125 138V134H124V136H122ZM157 137H156V139H157L156 141L159 140V141L157 142V144H160V139H158ZM12 138H13V137H12ZM16 138H17V137H16ZM26 138H29V137H26ZM107 138H109V136H108ZM117 138H115L116 141H117ZM165 138H166V136L164 137V139H165ZM10 139H11V138H10ZM17 139H18V138H17ZM17 139H16V140H17ZM101 139H103V138H101ZM113 139L111 138V142L114 141ZM164 139H163V140H164ZM0 140L3 141L4 139H1V138H0ZM28 140H30V139H28ZM32 140H30V141L32 142ZM89 140H88V141H89ZM103 140H106V139L104 138ZM107 140H108V139H107ZM112 140H113V141H112ZM122 140H123V139H122ZM124 140H125V139H124ZM194 140H195V139H194ZM196 140H197V139H196ZM62 141H63V140H62ZM91 141H89L90 146H91V143H90ZM108 141H109V140H108ZM118 141L115 142V143H116V144H117V143L119 144ZM19 142H20V141H19ZM31 142H30V143H31ZM86 142H87V141H86ZM101 142H102V140H101ZM101 142H99L100 145H101ZM105 142H106V141H105ZM125 142H126V140H125ZM213 142H215V143L217 142V143H218V140H215V141H213ZM1 143H2V142H1ZM106 143H108V142H106ZM109 143H110V142H109ZM161 143H162V142H161ZM164 143L166 144V140H165ZM217 143H216V146H217ZM5 144H6V143H5ZM8 144H9V143H8ZM21 144H22V143H21ZM89 144L87 143L88 146H89ZM92 144H93V142H92ZM116 144H115V145H116ZM125 144H126V143H125ZM157 144H156V146H158ZM167 144H169V143H167ZM167 144H166V145H167ZM218 144H219V143H218ZM31 145H32V144H31ZM84 145H86V144H84ZM94 145L97 146L95 142H94ZM102 145L105 146V145H104V142L102 143ZM110 145H112V143H111ZM120 145H122V143H121ZM188 145H189V144H188ZM88 146H86V147H88ZM107 146H108V144H107ZM112 146H113V145H112ZM125 146H126V145H125ZM161 146H162V145L160 144V147H161ZM163 146H164V144H163ZM176 146H177V145H176ZM208 146H209V145H208ZM214 146H215V145H213V147H214ZM18 147H19V149H18V153H17L18 155H17V156H18V157L20 158V160H21L20 163H21V164H24V163H22V162H24L25 157L28 155V152H27V151H28V147H26V145H25L24 143H23L22 145H19ZM52 147H53V146H52ZM58 147H59V146H58ZM100 147H101V146H100ZM100 147L98 146V149H99ZM113 147H115V146H113ZM117 147H119V146L117 145ZM120 147H121V146H120ZM140 147H141V146H140ZM140 147H138V148H140ZM166 147H167V146H166ZM217 147H218V146H217ZM53 148H55V147H53ZM90 148H93V146L90 147ZM90 148H87V149L90 150ZM104 148H105V147H104ZM104 148H103L102 152L105 150ZM110 148H112V147H110ZM115 148H116V147H115ZM123 148H124V147H123V145H122L121 149H123ZM127 148H128V144H127ZM127 148L124 149L126 154H127V153H128V154L133 153L132 150H135V149H136V148H133V149L131 150L132 152H130V151H127V152H126ZM138 148H137V149H138ZM141 148H142V147H141ZM156 148H157V147H156ZM156 148H155V149H156ZM163 148H164V147H163ZM170 148H171V147H170ZM85 149H86V148H85ZM98 149L95 148L94 150H97V151H98ZM112 149H113V148H112ZM143 149H145V148H143ZM160 149H161V148H160ZM167 149H168V148H167ZM215 149H216V147H215ZM33 150H34V149H33ZM53 150H54V149H53ZM91 150H92V149H91ZM91 150H90V152H89V151H88V152L91 153V152H92ZM94 150H93V152H94ZM107 150L111 152V149H110V150H109V149H106V152H108ZM114 150H115V149H114ZM114 150H113V151H114ZM116 150H117V148H116ZM118 150H119V149H118ZM129 150H130V148H129ZM158 150H159V149L157 148V152H156V153H158L157 156H158V157L161 156L160 158H162V157L164 156V155H162V154H165V153H162V154H161V152L159 151L160 154H161V155H160L159 152H158ZM161 150H163V149H161ZM190 150H191V149H190ZM56 151H57V150H56ZM97 151H96V152H97ZM99 151H100V149H99ZM99 151H98L97 153H94L95 155L97 154V155H96V158H98L97 156L99 155ZM113 151H112V153H113ZM119 151H121V150H119ZM139 151H140V149L138 150V153H139ZM146 151H147V150L145 149L144 151H141V152H145V153H146ZM164 151H166V150L164 149ZM164 151H162V152H164ZM174 151H175V150H174ZM208 151H209V150H207V152H208ZM93 152H92V153H93ZM102 152H100L101 155H102ZM106 152H105V154H106ZM110 152H109L108 154H110ZM121 152H122V151H121ZM121 152H117V153H121ZM136 152H137V151H136ZM166 152H167V151H166ZM170 152H171V151H170ZM170 152H169V153H170ZM190 152H192V151H190ZM125 153H124V155H126ZM134 153H135V152H134ZM134 153H133L132 155H136V156H137V153H135V154H134ZM154 153H155V151H154ZM172 153H173V152H172ZM193 153H194V152H193ZM128 154H127V155H128ZM146 154H148V153H146ZM146 154H145V155H146ZM175 154H176V153H175ZM195 154H196V153H195ZM89 155H90V154H89ZM111 155H112V154H111ZM113 155H114V154H113ZM113 155H112V156H113ZM115 155H116V153H115ZM115 155H114V156H115ZM119 155H121V154H119ZM119 155H118V156H119ZM124 155H122V159H123ZM132 155H131V156H132ZM139 155H141V154H139ZM139 155H138V156H139ZM145 155H144V156L141 155V159H142V157L145 158ZM28 156H29V155H28ZM84 156H85V154H84ZM90 156H91V155H90ZM90 156H89V157H90ZM108 156H109V155L106 154L103 158L107 159ZM118 156H116V157H118ZM147 156H151V157H150L151 159H150V161L145 159L148 163H147V162H142V163H144V165H145V163H147V164L151 163L152 160H153V161L155 160V162H156V160H157L158 164H157V162H156V164H157L158 166H160L161 163L163 164V163H165V161H167V162L169 161V159H168V160H165L166 158H170V157H166V156H164V157H166L165 159H164V157H163L161 161H158V159H160V158L157 157L158 159H152V158L154 157V155H153L152 153H151V155H150V152H149V155H147ZM155 156H156V154H155ZM167 156H172V155H171V153H170V155L168 154ZM178 156H179V155H178ZM182 156H183V155H182ZM203 156H205V155H203ZM203 156H201V157H203ZM93 157H94V156H91V158H93ZM99 157L101 158L100 155H99ZM126 157H127V156H126ZM133 157H134V159H135L136 162L140 161V162H138V163H140V164H141V161H145V160H141V159L137 161V159L135 158V156H133ZM133 157H132V158H133ZM179 157L181 158V156H179ZM19 158H18V159H19ZM27 158H28V157H27ZM112 158H113V157H112ZM112 158H111V159H112ZM127 158H128V157H127ZM132 158H131V162H129V163L135 162ZM137 158H138V157H137ZM139 158H140V156H139ZM144 158H143V159H144ZM146 158H149V157H146ZM155 158H156V157H155ZM175 158L179 159L178 157H175ZM191 158H192V157H191ZM191 158H190V159H191ZM197 158H198V157H197ZM108 159H109V158H108ZM111 159H110V160H111ZM117 159H118V158H117ZM122 159H119V161H121ZM163 159L165 160L164 162H162ZM171 159H172V158H171ZM187 159H189V158H186V159H185V158H182V160H184V161H185V160L187 161ZM198 159H199V158H198ZM200 159H204V160H205L204 157H203V158H200ZM95 160H96V159H95ZM124 160H125V159H124ZM126 160H127V162L130 161L129 159H126ZM174 160H175V159H174ZM182 160H181V162H183ZM100 161H101V160H100ZM115 161H116V160H115ZM119 161H118V162H119ZM201 161H202V160H201ZM45 162H46V161H45ZM49 162H50V161H49ZM55 162H56V161H55ZM107 162H109V161L107 160ZM112 162H113V161H112ZM112 162H110V163H112ZM121 162H122V161H121ZM121 162H120V163H121ZM127 162L124 163V161H123V163H124L125 165H126ZM159 162H160V163H159ZM167 162L165 163L166 166H168V165H167V164H168ZM170 162H173V163H174V161H170ZM179 162H180V161H179ZM196 162H198V161L196 160ZM203 162H204V161H203ZM103 163H104V161L102 160V164H103ZM115 163H116V162H115ZM123 163H122V164H123ZM152 163L154 164V162H152ZM177 163H178V162H177ZM177 163H176V164H177ZM210 163H211V162H210ZM54 164H56V163H54ZM93 164H94V165H93ZM102 164H101V165H102ZM107 164H109V163H107ZM165 164H164V165H165ZM169 164H170V163H169ZM44 165H45V164H44ZM49 165H51V163H50ZM105 165H106V163H105ZM118 165H119V164H117V166H118ZM125 165H123V168H124ZM127 165H128V164H127ZM131 165H132V164H131ZM151 165H152V164H150V166H151ZM164 165H162V166H164ZM170 165H171V164H170ZM177 165H178V166H175V168L177 167L176 169L179 168V164H177ZM98 166H100V165H98ZM106 166H107V165H106ZM114 166H116V165H114ZM119 166H121V165H119ZM152 166H153V165H152ZM162 166H160V167H162ZM48 167H49V166H48ZM96 167H97V166H96ZM109 167H110V166H109ZM125 167H129V170L132 168V167H130V165H129V166H125ZM147 167H148V166H147ZM154 167H155V166H154ZM171 167H173V166H171ZM81 168H82V169H81ZM97 168H98V167H97ZM97 168H96V169H97ZM103 168H104V167H103ZM123 168H120V171H121V169H122V171H125L124 169H128V168H124V169H123ZM155 168H156V170H157V167H155ZM155 168H153V169H155ZM173 168H174V167H173ZM96 169H95V171H96ZM114 169H116V167H114ZM117 169H118V167H117ZM159 169H161V168H159ZM176 169H174L173 171H175ZM104 170H107L106 167H105ZM104 170H103V171H104ZM131 170H132V169H131ZM131 170H130V171L126 170V173L129 172V173H127V174H129L130 176L133 174V173L130 174V172H132ZM170 170H171V169H170ZM170 170H168V173H169V174L171 173ZM93 171H94V170H93ZM100 171H101V170H100ZM107 171H108V170H107ZM112 171H113V170H112ZM115 171H116V170H115ZM120 171L118 172V170H117V172H115V173H122V175H115V176H111V177H109V176H108L109 173H108L107 176H108L109 178H107V176L105 175V174H106V171H104L105 173H104L103 175L106 176L105 179H104V178H99L98 176L95 175V176L97 177V179H98V182H99L98 185H100V187H98V188H102L101 186H103V189H104L105 187L110 188V189L113 191V193H119V194H120L119 196H121L122 193H124V194L127 193V195L125 194L126 196H128L130 193H133V194H134V193H147L148 190L144 189V186H142V184H143V185L146 184L145 186L148 187V186L151 185L149 182H148V183H149V185H148V183H145V182L143 183V181L140 180L141 183H142V184L140 183V184H141V187H140L139 182H137V181H139V180L136 181V178H132V180H129V177H130V176L127 175V174H123L124 172H122V171L120 172ZM164 171H165V170H164ZM90 172H89V173H90ZM145 172H147V171H145ZM149 172H150V170L148 169V174H147V176H148V175H151V173L153 172V170H151V173H149ZM160 172H161V171H160ZM78 173H79V172H78ZM92 173L95 174V172H92ZM100 173H101V172H100ZM153 173H154V172H153ZM157 173H158V176H159L160 174L163 175V174H162L163 172H161V173L157 172ZM93 174L90 173V174H88V175H90V177H93V176H91V175H93ZM100 175H101V176H100ZM100 175H99L100 177H104V176H102V174H100ZM95 176H94V177H95ZM155 176H156V174H155ZM155 176H154V177L151 176V177L153 178V181L156 180ZM158 176H156V177H157V180H158V178L161 177V176H159V177H158ZM96 177H95V178H96ZM133 177H134V174H133ZM151 177H150V178H151ZM55 178H56V177H55ZM152 178H151V179H152ZM164 178H165V177H164ZM164 178H163V179H164ZM223 178H224V177H223ZM51 179H52V178H51ZM134 179H135V180H134ZM154 179H155V180H154ZM225 179H226V178H225ZM86 180H87V179H86ZM160 180H162V179H160ZM53 181H55V179H54ZM62 181H63V180H62ZM131 181H133V182L135 181L137 184H135V182H134V184H132L133 182L131 183ZM148 181H149V180H148ZM164 181H165V180H164ZM207 181H208V180H207ZM219 181H220V179L218 180V182H219ZM88 182H89V181H88ZM159 182H160V181H159ZM216 182H217V181H216ZM216 182H214V183H216ZM218 182H217V183H218ZM221 182H222V180H221ZM223 182H224V180H223ZM54 183H56V181H55ZM162 184H163V182H162ZM137 185H138V186H137ZM154 185H156V184H153L152 186H154ZM213 185H215V184H213ZM218 185H220V184L218 183ZM221 185H222V184H221ZM40 186H41V185H40ZM52 186H53V185H52ZM215 186H216V185H215ZM60 187H61V186L59 185V191H60ZM142 187H143V188H142ZM147 187H146V188H147ZM213 187H214V186H213ZM35 188H36V187H35ZM148 188H149V187H148ZM166 188H167V187H166ZM170 188H171V186H170ZM207 188H208V187H207ZM207 188H206V189H207ZM223 188H224V187H223ZM248 188H249V187H248ZM248 188L245 189V190L248 191ZM150 189H151V186H150ZM168 189H169V188H168ZM213 189H215V188H213ZM36 190H37V189H36ZM36 190H35V191H36ZM160 190H161V189H160ZM170 190H171V189H169V191H170ZM207 190H209V189H207ZM33 191H34V190H33ZM38 191H39V190H38ZM165 191H166V189H165ZM202 191H203V190H202ZM204 191H205V190H204ZM204 191H203L202 194L207 193L206 191H205V192H204ZM215 191H216V189H215ZM218 191H219V190H218ZM220 191H221V190H220ZM166 192H167V191H166ZM210 192H211V191H210ZM216 192H217V191H216ZM216 192H215V194H216ZM32 193H33V192H32ZM55 193L60 194V192L58 193V188L55 189V188H53V187L50 186V187L46 188V189H45L40 195L38 194V195H39L38 197H36L35 199L32 198L34 201L32 202V204L30 203L31 206L29 207V211L27 210L28 213L25 214L26 217H25V215H24V219L21 220V221L19 222V224H18V226H17V229H16V233H15V235H13L14 237H12L13 240H14V241H13V244L10 243V244H12V246H13L12 248H15L14 245H17V244H18V242L16 241L18 238H21V240H22V238H23V236H24L22 233H25V232H26V231L22 230L23 228H25V227H30V228H32L31 226H35L36 223L38 224V223H39L40 221H42V220H44V221H43L44 223H43V222H40L41 225H39V227L41 228L43 225H45V222L47 221V220L43 219V217L45 216V209H46V207L49 206L51 199H52L51 202L54 201V200H53V199H54L53 197L55 196V195H54ZM128 193H129V194H128ZM148 193H149V192H148ZM238 193H239V192H238ZM243 193H244V192H243ZM245 193H246V191H245ZM57 194H56V195H57ZM124 194H123V196H124ZM202 194H201V195H202ZM211 194H212V193H211ZM218 194H219V192H218ZM33 195H34V194H33ZM131 195H132V194H131ZM162 195H163V194H162ZM206 195H207V194H205V195H203V196H206ZM24 196H25V195H24ZM34 196H35V195H34ZM203 196H200V198H201V197L203 198ZM26 197H27V196H26ZM30 197H31V196H30ZM32 197H33V196H32ZM56 197H57V196H56ZM56 197H55V199H56L55 203L57 202V198H56ZM58 197H59V195H58ZM124 197H125V196H124ZM27 198H28V197H27ZM202 198H201L199 201L196 200V204H197V205H198V202L201 204V200H202ZM204 198H205V197H204ZM213 198H214V197H213ZM24 199H25V198H24ZM24 199L22 200L21 203H23V201H25ZM32 199H31V200H32ZM141 199H142V198H141ZM187 199H193V198H187ZM207 199H208V198H207ZM26 200H27V199H26ZM28 200H30V199H28ZM28 200H27V202H28ZM212 200H213V199H212ZM143 201H144V200H143ZM188 201H189V200H188ZM192 201H194V200H192ZM197 201H198V202H197ZM29 202H30V201H29ZM29 202H28V203H29ZM186 202H187V201H186ZM189 202H191V201H189ZM204 202H205L204 204H206V201H205V200H204ZM21 203H20V204H21ZM194 203H195V202H194ZM207 203H208V201H207ZM210 203H211V201H210ZM229 203H230V202H229ZM1 204H2V202H1ZM176 204H177V203H176ZM187 204H189V203H186V206H187ZM21 205H22V204H21ZM51 205H54V207H55V204H51ZM0 206H1V205H0ZM5 206H6V205H5ZM22 206H23V205H22ZM26 206H27V205H26ZM186 206L184 205V207H185V210H184V211H187V210L189 209V208H187ZM190 206H191V205H190ZM200 206H201V205H200ZM204 206H206V205H204ZM52 207H53V206H52ZM202 207H203V204H202ZM21 208H22V207H21ZM23 208H25V207H23ZM186 208H187V209H186ZM8 209H9V208H8ZM195 209H196V208H195ZM202 209H203V208H202ZM204 210L206 211V208H204ZM9 211H10V210H9ZM21 211H22V210H21ZM172 211H174V210L172 209ZM188 211H189V210H188ZM188 211H187V212H188ZM202 211H203V210H202ZM211 211L213 212V210H211ZM211 211H209V212L211 213ZM187 212H186V213H187ZM214 212H215V211H214ZM111 213L113 214L114 212H111ZM184 213H185V212H184ZM205 213H206V212H205ZM8 214H9V213L7 212V208H5V207H3V206L0 207V232H1V233H0V236H1V238H4V239H6V236H7V234H8L6 231L8 230L9 234H10V232H11V231H9V229H10V221H9L10 219H9V217H10V216H8ZM46 214H47V213H46ZM49 214H50V213H49ZM53 214H55V213L53 212ZM108 214H109V213H108ZM207 214H208V213H207ZM205 215H206V214H205ZM107 216H108V215H107ZM107 216H106V219H109V218H107ZM113 216H114V215H113ZM127 216H128V215H127ZM127 216H125V217H127ZM166 216H167V215H166ZM192 216H193V215H192ZM238 216H239V214H238ZM45 217H46V216H45ZM102 217H103V216H102ZM104 217H105V216H104ZM110 218H111V217H110ZM114 218H115V216H114ZM128 218H129V217H128ZM46 219H47V218H46ZM129 219H130V218H129ZM129 219H128V221H129ZM125 220H126V218H125ZM192 220H194V219L192 218ZM203 220H204V219H203ZM107 221H108V220H107ZM107 221H105V222H107ZM113 221H115V220H113ZM126 221H127V220H126ZM128 221H127V222H128ZM132 221H133V219H132ZM132 221H129V222H128V223H131L130 226L132 225ZM162 221H163V220H162ZM206 221H207V222H208V221H211V222H212V220H211L210 218H209L208 220H206ZM206 221H205V222H206ZM56 222H57V221H56ZM63 222H64V221H63ZM108 222H110V221H108ZM108 222H107V224H108ZM203 222H204V221H203ZM203 222H202V223H203ZM205 222H204V224H205ZM40 223H39V224H40ZM133 223H134V221H133ZM42 224H43V225H42ZM109 224H111V222H110ZM115 224H116V223H115ZM193 224H194L195 227H196L195 222H194ZM209 224H211V223L209 222L208 225H209ZM214 224H215V223H214ZM217 224H218V223H217ZM59 225H61V224H59ZM111 225H112L113 229H115V228H114L115 226H114L113 224H111ZM201 225H202V224H201ZM201 225H199V226L201 227ZM208 225H207V226H208ZM219 225H220V224H219ZM11 226H12V225H11ZM105 226H109V225H105ZM203 226H204V225H203ZM205 226H206V225H205ZM205 226H204V227H205ZM212 226H213V225H212ZM228 226H229V225H228ZM230 226H231V225H230ZM56 227H57V226H56ZM60 227H61V226H60ZM60 227H59V228H60ZM109 227H110V226H109ZM208 227H209V226H208ZM223 227H224V224H223ZM226 227H227V226H225V228H226ZM11 228H12V227H11ZM34 228H35V227H33V229H34ZM37 228H38V227H37ZM198 228H199V227H198ZM231 228H232V226H231ZM61 229H62V228H61ZM110 229H111V227H110ZM194 229H195V228H194ZM199 229H200V228H199ZM210 229H212V227H211ZM210 229H209V230H210ZM227 229H228V227H227ZM115 230H116V229H115ZM115 230H114V231H115ZM192 230H193V229H192ZM213 230H218V228H217V229L214 228ZM222 230H223V229H222ZM23 231H24V232H23ZM112 231H113V230H112ZM194 231H196V230H194ZM207 231H208V230H207ZM207 231H206V232H207ZM227 231H228V233H229V230H227ZM27 232H28V231H27ZM192 232H193V231H192ZM212 232H213V231H212ZM217 232H218V231H217ZM217 232H216V233H217ZM221 232L224 233V231H221ZM221 232H220V233H221ZM111 233H112V232H111ZM208 233H209V232H208ZM208 233H207V234L205 233L206 236L208 235ZM9 234H8V235H9ZM114 234H115V233H114ZM195 234H196V233H195ZM213 234H214V233H213ZM218 234H219V233H218ZM230 234H231V232H230ZM236 234H237V233H236ZM236 234H235V235H236ZM22 235H23V236H22ZM116 235H117V234H116ZM215 235H216V234H215ZM220 235H221L222 238H225V237H226V236L223 237L224 234H220ZM225 235H227V233H226ZM52 236H53V235H52ZM59 236H61V235H59ZM204 236H205V235H203V239H205ZM228 236H230V235H228ZM10 237H11V236H10ZM10 237H9V238H10ZM54 237H55V236H54ZM57 237H58V235H57ZM216 237H217V236H216ZM219 237H220V236H219ZM232 237H233V236H231V238H230V237H229V238L232 239ZM62 238H63V237H62ZM182 238H183V237H182ZM201 238H202V237H200V238H198V239L201 240ZM209 238H210V237H209ZM217 238H218V237H217ZM222 238L217 239L216 242L219 241V240H221ZM229 238L227 237L228 240H229ZM234 238H235V237H234ZM6 240H7V239H6ZM6 240H5V241H6ZM228 240H227L228 243H227V244H222V246H223V245H224V246H225V245L228 246V244H229V241H228ZM8 241H9V240H8ZM19 241H20V240H19ZM190 241H191V240H190ZM210 241H211V240H210ZM210 241H209V242H210ZM222 241H223V239H222ZM222 241H220V242H222ZM231 241H232V240H230V242H231ZM20 242H21V241H20ZM20 242H19V244H20ZM81 242H83V241H81ZM192 242H193V241H192ZM220 242H217V243H220ZM224 242H226V240H224ZM84 243H85V242H84ZM201 243H202V242H201ZM236 243H237V241H236ZM43 244H44V243H43ZM180 244H182V242H181ZM191 244H192V243H191ZM212 244H214V243H212ZM231 244H232V242H231ZM45 245H46V246H45ZM45 245H43V247H42L39 251L34 250V249H32V248L29 249L28 252H27V253H28V254H27V257H28V258H25V259H27V262H26L25 264H65V262H64V260H63L62 258H61V259L59 258V260L57 259V261H55V260L52 258V254H51V251H52V249H53L52 244H51V246H50V244H45ZM95 245H96V244H95ZM193 245H195V244H193ZM60 246H61V244H60ZM84 246H85V245H84ZM198 246H200V245H198ZM201 246H202V245H201ZM206 246H207V245H206ZM219 246L221 247V245H219ZM219 246H218V248H219V250H220V247H219ZM224 246H223V247H224ZM227 246H226V247H227ZM229 246H231V245H229ZM81 247H83V246H81ZM223 247H222L221 249H223ZM232 247H233V245H232ZM232 247H231L230 249H232ZM92 248H93V247H92ZM227 248H228V247H227ZM227 248H226L224 251H229V250H230V249H227ZM15 249H17V247H16ZM82 249H83V248H82ZM206 249H208V248H206ZM209 249H210V250H207V251H209V252L211 251V254H213L214 250H211V248H209ZM92 250H93V249H92ZM183 250H184V249H183ZM185 250H186V249H185ZM7 251H8V248H7ZM7 251H6V252H7ZM41 251H43V252H41ZM44 251H45V252H44ZM212 251H213V252H212ZM222 251H223V250H222ZM224 251H223V252H224ZM70 252H71V251H70ZM81 252H83V251H81ZM85 252H86V251H85ZM96 252H97V251H96ZM182 252H184V251H182ZM232 252H233V251H232ZM16 253H17V255L19 254L18 251H17ZM191 253H192V251H191ZM217 253H218V251L216 252V250H215L214 255L216 254L217 256H219V254H217ZM6 254H7V253H6ZM10 254H11V253H10ZM14 254H15V252H14ZM38 254H41V256L38 255ZM43 254H45V255H43ZM71 254H72V253H71ZM87 254H88V253H87ZM96 254H97V253H96ZM220 254H222V253H220ZM230 254H232L231 251H230ZM11 255H12V254H11ZM15 255H16V254H15ZM20 255H21V254H19V256H20ZM216 255H215V257H217ZM224 255H225V254H224ZM226 255H227V252H226ZM232 255H233V254H232ZM232 255H231V256L228 255V257L231 258ZM92 256H95V255L93 254ZM219 257H220V256H219ZM228 257H227V258H228ZM0 258H2V256H1ZM14 258H15V257H14ZM21 258H22V257H21ZM207 258H208V257H207ZM220 258H221V257H220ZM220 258H219V259H220ZM222 258H223V257H222ZM222 258H221V259H222ZM227 258H223V259H225V260H223V264H230L229 261H231V260H233L234 262H235V261L237 262V260H234L235 258H234V259H231V260H229V259H227ZM18 259H19V258H18ZM209 259H210V258H209ZM209 259H207L208 262L211 261V260H209ZM221 259H220V260H221ZM5 260H6V259H5ZM7 260H8V259H7ZM11 260H12V259H11ZM16 260H17V259H16ZM21 260H22V259H21ZM207 260H206V258H205V261H207ZM212 260H213V259H212ZM214 260H216V259L214 258ZM214 260H213V261H214ZM217 260H218V258H217ZM220 260H219V262H220ZM8 261H9V260H8ZM13 261H14V260H13ZM67 261H68V260H67ZM205 261H203V262L205 263ZM233 261H231V264H232ZM3 262H4V260H3ZM6 262H7V261H6ZM6 262H5V264H8V263H6ZM208 262H207V263H208ZM211 262H212V261H211ZM236 262H235V263H236ZM10 263H11V261H10ZM204 263H203V264H204ZM207 263H205V264H207ZM213 263H214V262H213ZM213 263H212V264H213ZM235 263H234V264H235ZM11 264H14V263H11ZM15 264H16V262H15ZM201 264H202V263H201ZM210 264H211V263H210ZM214 264H215V263H214Z\"/></svg>", "mask_w": 264, "mask_h": 264}]
</instances>
